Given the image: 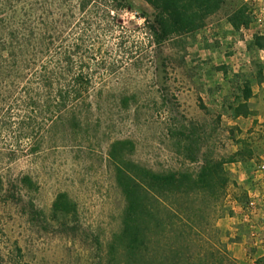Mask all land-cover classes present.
I'll list each match as a JSON object with an SVG mask.
<instances>
[{"label": "rangeland", "instance_id": "rangeland-1", "mask_svg": "<svg viewBox=\"0 0 264 264\" xmlns=\"http://www.w3.org/2000/svg\"><path fill=\"white\" fill-rule=\"evenodd\" d=\"M63 1L47 11L66 14L63 47L78 45L72 63L92 87L90 105L51 120L12 59L30 32L22 25L40 24L51 0H0V264H130L124 242L112 246L127 205L110 155L120 140L133 142L128 160L157 172L224 161L223 188L159 208L170 229L178 212L190 216L168 241L172 264H264V0H223L201 27L161 44L146 0H97L84 15ZM62 192L76 212L54 211Z\"/></svg>", "mask_w": 264, "mask_h": 264}, {"label": "trees", "instance_id": "trees-1", "mask_svg": "<svg viewBox=\"0 0 264 264\" xmlns=\"http://www.w3.org/2000/svg\"><path fill=\"white\" fill-rule=\"evenodd\" d=\"M146 1L158 10L152 27L154 42L158 44L172 33L192 32L201 27L205 18L220 9L223 2V0ZM76 2L83 15L88 12L96 14L87 8L97 0H76ZM65 4L63 0H51L46 5V11L41 9L45 16H41L40 24L29 25L30 27L27 24L22 25L24 30L30 28L29 33H20L22 35L20 47L23 53L19 55L12 53L14 63L21 68L19 72L21 76L27 70L30 71L25 79L39 87L34 93L36 97L33 98L40 99L42 95L46 97L47 112L52 118L63 117L69 112L74 114L82 106L90 105L88 103L92 87L90 73L86 72L84 67L72 63L78 45L74 47L73 55L63 47L64 30L61 26L65 24L63 20L66 14L62 12L54 21L47 11V8L60 10ZM111 12L109 11V16ZM70 15L67 14L69 17ZM263 41L264 36L256 38L257 45L262 49H264ZM245 93L246 99L250 98L251 88H247ZM30 108L32 113L40 109L37 101H33ZM54 118L51 120H55ZM132 148V141L120 140L113 144L110 151L111 157L116 161L117 183L127 200L123 230L116 236L112 246L117 247L119 242H124L129 251L130 264H135L133 260L138 262L144 259L150 264H172L177 255L168 241L186 232L189 226L185 220L189 221L190 216L189 213L178 212L177 223L181 226L170 229L159 208L171 196L183 198V195L190 196L198 192L213 193L223 188L227 182L224 161H210L196 174L176 171L157 172L128 160L126 150ZM76 207V203L66 192L60 193L53 203L55 212L69 214L76 212Z\"/></svg>", "mask_w": 264, "mask_h": 264}]
</instances>
